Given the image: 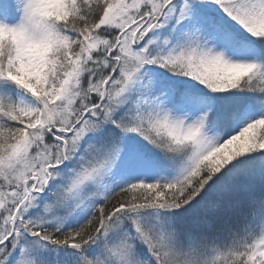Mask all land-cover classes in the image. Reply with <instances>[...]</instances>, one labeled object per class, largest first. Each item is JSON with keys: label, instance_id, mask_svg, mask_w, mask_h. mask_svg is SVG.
<instances>
[{"label": "snow or ice", "instance_id": "obj_1", "mask_svg": "<svg viewBox=\"0 0 264 264\" xmlns=\"http://www.w3.org/2000/svg\"><path fill=\"white\" fill-rule=\"evenodd\" d=\"M0 264H264V0H0Z\"/></svg>", "mask_w": 264, "mask_h": 264}]
</instances>
